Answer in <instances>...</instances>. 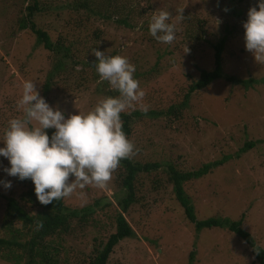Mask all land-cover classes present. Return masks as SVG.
<instances>
[{
  "label": "rangeland",
  "instance_id": "374dc122",
  "mask_svg": "<svg viewBox=\"0 0 264 264\" xmlns=\"http://www.w3.org/2000/svg\"><path fill=\"white\" fill-rule=\"evenodd\" d=\"M33 1L37 8L31 21L47 33L52 50L35 42L28 28H19ZM108 1L0 0V147L8 121L22 115L18 101L25 81L36 83L40 96L65 118L119 95L100 80L93 48L106 56H124L135 66L134 78L149 106L146 113L139 106L126 112V136L139 149L131 161H155L159 167L134 174V200L126 209L120 202L125 193L121 164L107 188L89 185L83 196L78 189L63 198L65 206H86L89 213L84 221L72 220L68 233L60 236L58 261L85 264L114 230V217L120 213L134 234L112 247L107 264H258L246 243L226 228L194 229L164 167L193 171L209 164L206 173L182 184L195 217L240 219L241 227L264 249V64L245 49L242 26L258 0ZM101 3L99 11L95 6ZM180 8L182 21L177 19ZM161 10L169 11V22L176 25L171 44L149 33L152 16ZM221 37V77L184 99L199 70L213 67V44ZM58 61L62 67L52 72ZM248 78L253 81L247 86L239 82ZM45 131L51 137L55 129ZM249 141L253 144L240 150ZM9 167L7 158L0 156V220L9 196L29 213L38 208L20 197L32 181L9 176L4 171ZM5 181L11 182L10 188L4 187ZM0 264L14 263L0 257Z\"/></svg>",
  "mask_w": 264,
  "mask_h": 264
},
{
  "label": "clouds",
  "instance_id": "9594fccd",
  "mask_svg": "<svg viewBox=\"0 0 264 264\" xmlns=\"http://www.w3.org/2000/svg\"><path fill=\"white\" fill-rule=\"evenodd\" d=\"M182 13L183 8L177 9L178 20L184 19ZM171 17L166 10L152 16L149 33L157 41H175L176 25L169 22ZM242 26L245 49L255 62L264 64V0L248 9ZM188 52L185 46L184 53ZM92 54L97 58L93 64L100 80L107 81L118 96H107L87 113L65 118L62 110L49 106L40 96L36 83L25 81L18 101L22 115L10 119L4 131L0 156L10 164L4 171L21 181L30 179L41 205L70 197L78 189L83 196L82 190L89 185L107 188L121 161L139 151L123 131L121 119V113L130 114L137 106L145 113L149 109L143 103L146 93L134 78L136 68L121 55L106 56L96 48ZM47 129H55L51 137ZM2 183L11 187L10 181ZM42 227V223L37 224L38 229Z\"/></svg>",
  "mask_w": 264,
  "mask_h": 264
},
{
  "label": "trees",
  "instance_id": "16d2710c",
  "mask_svg": "<svg viewBox=\"0 0 264 264\" xmlns=\"http://www.w3.org/2000/svg\"><path fill=\"white\" fill-rule=\"evenodd\" d=\"M76 2L74 4H76ZM81 2L85 4L84 1ZM109 2L110 0L108 3ZM95 7L98 8L97 10L101 11L103 10L104 5L101 3L100 6ZM36 8V1H33L31 5L26 6V21L21 20L20 23H18L19 28H28L34 34L35 42L41 44L46 50H52L53 43L49 40L47 33L36 27L31 21L32 11ZM117 9V11L120 10L119 6ZM109 10L111 11L112 9L109 8ZM116 21L125 23L126 26L130 25L128 22L126 23L125 20L119 18ZM223 43L224 37H221L215 44H213V67L208 70H199L198 78L190 83L184 94V99H186L191 92L201 89L213 80L221 77L220 53L222 51ZM56 66L58 69L53 70L52 72H58L60 70L62 67L61 62L58 61ZM252 81L253 79L250 78L239 80L243 86H247ZM170 108H172V106ZM121 119L123 121V131L127 135L130 132L128 114L121 113ZM252 144V141L245 142L240 150L243 151ZM120 164L124 170L120 185L125 192L120 202L121 209H126V207L134 200L132 185L134 174L137 172H149L155 170L159 167V164L155 161L144 163L133 162L130 159L122 160ZM208 166L209 164H203L201 168L193 171H179L171 164H166L164 166L167 171V178L173 188L174 197L181 206L185 218L193 224L195 230L212 227L227 228L246 243L253 259L258 264H264V249L255 243L248 231L241 227L240 219H218L213 216L197 219L195 217L193 209L184 193L182 184L186 180L206 173ZM15 178L18 179L17 177ZM20 197L25 198V200L31 205L37 204L38 208L35 213H29L19 204L17 199L10 196L5 198V207L0 220V229L2 232V236L0 235V257L6 261H12L14 264H63V262L60 263L58 261L56 256L59 249L60 236L64 233H68L72 220H86L89 208L86 206L81 208L67 207L62 199L53 201V203L49 205H41L36 198L34 184L23 193V196L21 195ZM16 223H19L20 226H16ZM38 223H42L43 227L38 229ZM26 233L30 234L29 237L23 238ZM133 234L134 233L125 218L120 213H117L114 217V230L106 236V239L99 245V248H96L94 253L88 257L85 264H107V258L112 247L119 240L125 237H131ZM15 250H18V252Z\"/></svg>",
  "mask_w": 264,
  "mask_h": 264
}]
</instances>
